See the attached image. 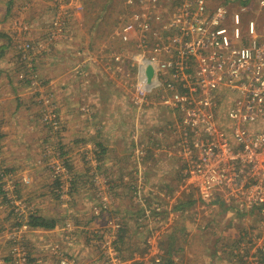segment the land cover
Returning a JSON list of instances; mask_svg holds the SVG:
<instances>
[{
    "label": "rangeland",
    "instance_id": "rangeland-1",
    "mask_svg": "<svg viewBox=\"0 0 264 264\" xmlns=\"http://www.w3.org/2000/svg\"><path fill=\"white\" fill-rule=\"evenodd\" d=\"M178 6L0 0V264H264V206L237 210L224 194L203 202L186 175L198 133L164 102ZM207 6L264 36L256 0ZM131 25L143 33L125 40ZM154 56L161 84L146 91L139 59ZM218 103L224 117L226 93ZM31 215L57 226L34 229Z\"/></svg>",
    "mask_w": 264,
    "mask_h": 264
},
{
    "label": "built area",
    "instance_id": "built-area-1",
    "mask_svg": "<svg viewBox=\"0 0 264 264\" xmlns=\"http://www.w3.org/2000/svg\"><path fill=\"white\" fill-rule=\"evenodd\" d=\"M256 1L264 8V0ZM177 2L176 15L168 24L177 32L169 42L175 46L174 56L163 66L171 71L165 85L171 94L164 102L184 111L186 133L189 129L198 133L190 138L195 155L190 157V150L187 156L197 171L194 174L190 165L186 175L203 202H216L224 194L228 202L236 201L237 210L264 206V36L258 35L255 22L243 32L239 13L228 24L225 7L211 10L207 0ZM148 14L147 10L146 20ZM144 28L150 30L148 24ZM124 30L125 40L131 30L134 35L143 33L132 25ZM139 60L153 67L159 62L155 56ZM146 69L140 71V79L146 91H152L161 83L156 72L150 86ZM221 92L229 103L224 117L217 118Z\"/></svg>",
    "mask_w": 264,
    "mask_h": 264
},
{
    "label": "trees",
    "instance_id": "trees-1",
    "mask_svg": "<svg viewBox=\"0 0 264 264\" xmlns=\"http://www.w3.org/2000/svg\"><path fill=\"white\" fill-rule=\"evenodd\" d=\"M244 3H246V2H244ZM148 157H150V155H148ZM132 172V171H131ZM130 172V173H131ZM134 175H137V176H139L140 174L139 173H136V174H134ZM133 176V175H132ZM130 184V187L131 188H133V189H137L136 187H135V185H133L132 183H129ZM230 209H232V208H230ZM154 211H156V209H154ZM29 224H30V227H32V228H34V229H37V228H42V229H45V230H50V229H54V228H56V226H57V220H55V219H47V218H45V217H43V216H39V215H31L30 216V219H29ZM245 232V235H247V233H246V231H244ZM231 233V231L229 232H227V234H230ZM221 235V234H220ZM219 235V236H220ZM243 237H244V235L242 234V233H240L239 234V237H238V239H237V241L240 243L241 242V240L243 239ZM237 242V243H238ZM234 247V246H233ZM234 249V248H233ZM232 251V250H231ZM228 253H230L231 255H233L232 253H233V251L232 252H229L228 251ZM161 264H175V261L173 260V258H171V256L170 257H167L166 259H165V262H164V260H163V262L161 263Z\"/></svg>",
    "mask_w": 264,
    "mask_h": 264
},
{
    "label": "water",
    "instance_id": "water-1",
    "mask_svg": "<svg viewBox=\"0 0 264 264\" xmlns=\"http://www.w3.org/2000/svg\"><path fill=\"white\" fill-rule=\"evenodd\" d=\"M147 83L150 85L152 83V78L155 76L154 67L149 64L146 69Z\"/></svg>",
    "mask_w": 264,
    "mask_h": 264
},
{
    "label": "crops",
    "instance_id": "crops-1",
    "mask_svg": "<svg viewBox=\"0 0 264 264\" xmlns=\"http://www.w3.org/2000/svg\"><path fill=\"white\" fill-rule=\"evenodd\" d=\"M159 156H160V154H159ZM161 158L164 159V158H163V155L161 156ZM163 163H164V162H163ZM161 166H163V165L157 166V167L155 168V170L161 171L162 173H163L164 171L166 172L167 169H166V168L164 169V168L161 167ZM151 169H152V168H151ZM151 169H150V170H151ZM134 172H135V174H136V171H134Z\"/></svg>",
    "mask_w": 264,
    "mask_h": 264
}]
</instances>
